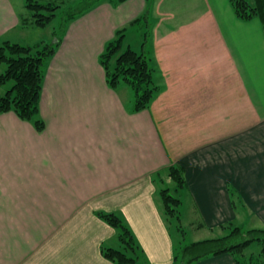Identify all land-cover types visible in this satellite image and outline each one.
<instances>
[{"label": "crops", "instance_id": "0c3cea01", "mask_svg": "<svg viewBox=\"0 0 264 264\" xmlns=\"http://www.w3.org/2000/svg\"><path fill=\"white\" fill-rule=\"evenodd\" d=\"M180 2L171 12L102 2L69 24L48 62L44 130L0 113V264H116L102 249L121 248L118 231L99 211L125 219L151 264H171L177 244L154 178L172 165L207 227L247 216L264 227V24L239 19L230 0ZM148 7L162 90L134 112L99 56ZM21 28L13 0H0V37L28 43ZM197 264L238 263L222 254Z\"/></svg>", "mask_w": 264, "mask_h": 264}, {"label": "trees", "instance_id": "16d2710c", "mask_svg": "<svg viewBox=\"0 0 264 264\" xmlns=\"http://www.w3.org/2000/svg\"><path fill=\"white\" fill-rule=\"evenodd\" d=\"M104 1L107 0H75L68 6L64 5V0L25 1L30 15L21 21L22 25L47 27L58 17L60 30L54 32V40L33 45L0 37V63L7 65L5 71L0 73V84L13 80L11 88L0 93V113L13 111L20 119L33 123L37 130H44L40 101L48 62L61 45L69 24ZM147 1L150 5L152 0ZM230 3L239 19L247 21L258 17L264 24V0H230ZM149 12L148 7L133 24L148 23ZM126 31L125 27L116 30L115 36L106 43L99 61L110 87L118 89L122 82L129 85L134 95L130 109L138 112L149 108L162 86L154 79L155 65L147 50L150 32H146L142 50L137 51L131 46L125 47ZM165 177L173 179L176 190L187 185L184 169L179 165H172L166 173H157L154 179L162 182ZM232 195L234 202L241 200L235 191H232ZM160 196L166 219L169 221L170 217L176 216L180 220L179 206L182 200L173 195L169 187L161 188ZM97 215L118 231L122 244V248L104 247L102 252L107 259L116 264H151L122 216L105 211H99ZM201 226L205 224L201 223ZM216 228L222 233L211 238L178 243L171 264H197L203 259L222 254H231L238 264H264V227L248 228L245 224L230 222Z\"/></svg>", "mask_w": 264, "mask_h": 264}, {"label": "rangeland", "instance_id": "374dc122", "mask_svg": "<svg viewBox=\"0 0 264 264\" xmlns=\"http://www.w3.org/2000/svg\"><path fill=\"white\" fill-rule=\"evenodd\" d=\"M25 1L26 0H13L16 10L20 14L21 21H24L27 18V16L30 15L29 8L26 7ZM153 1L155 5L156 4L161 5L163 11L171 12L173 10L178 9L179 4H181L180 1L182 0H153ZM73 2H75V0H64V5L68 6ZM183 7H180V9ZM152 24L153 23L151 21V23L149 24L143 23L138 26L134 25L130 30L127 40L125 41V47H127V44H132V47L135 50L141 51L142 44L145 40L146 32L147 31L151 32ZM22 27L23 28L17 30L15 33L18 34L21 37V39H23L25 42H28L23 44L33 45L36 44V42L37 43L43 41L50 42L54 40V32L55 31L59 32L60 30V20L57 17L56 19H54L52 24L47 27H38L33 25H22ZM6 66L7 65L5 63H0V73L5 71ZM12 85H13V80L7 82L6 84H0V93H5L9 88H11ZM118 89L122 93V95L128 98L129 100L128 102H131L133 100L134 97L133 91L127 83L122 82L118 86ZM161 184H162V188L169 187L173 195L182 199V203L179 206L181 219L178 220L176 216L169 218L170 227L172 229V233L176 240L177 245H179L178 243L182 241L187 243L191 241L211 238L222 233V230L220 231L217 228L214 230L211 229L210 227H207L206 225L205 226L200 225L202 223V220L197 215L192 200L190 199V195L185 191H181V189H180L181 192L179 190L177 191L176 183L173 181L172 178L165 177V179L161 182ZM237 202L241 203L240 201ZM247 218L248 216L244 219L239 218L238 222L236 223L245 224V226L248 228L261 227L256 225L255 222L251 219L250 221H245V219L247 220Z\"/></svg>", "mask_w": 264, "mask_h": 264}]
</instances>
